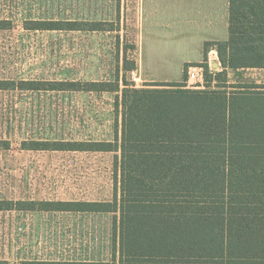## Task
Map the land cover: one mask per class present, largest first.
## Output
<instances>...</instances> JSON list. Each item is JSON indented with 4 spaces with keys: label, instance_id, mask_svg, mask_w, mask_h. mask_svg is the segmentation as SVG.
<instances>
[{
    "label": "trees",
    "instance_id": "16d2710c",
    "mask_svg": "<svg viewBox=\"0 0 264 264\" xmlns=\"http://www.w3.org/2000/svg\"><path fill=\"white\" fill-rule=\"evenodd\" d=\"M101 23L36 19L24 27L94 31L104 30ZM10 25L0 20V29ZM211 49L216 71L207 63ZM192 64L180 82L123 81L120 141L22 142L26 150L119 151V197L111 201L0 199V211L113 213L119 260L114 253L111 261L19 264H264V84L228 80L229 71L264 68V0H229L228 39L205 42L200 64L215 89L186 87ZM8 88L118 92L120 85L0 80V89Z\"/></svg>",
    "mask_w": 264,
    "mask_h": 264
},
{
    "label": "rangeland",
    "instance_id": "374dc122",
    "mask_svg": "<svg viewBox=\"0 0 264 264\" xmlns=\"http://www.w3.org/2000/svg\"><path fill=\"white\" fill-rule=\"evenodd\" d=\"M36 19L100 21L104 30L24 27L25 20ZM0 20L11 23L0 29V80H118L120 85L118 92L0 89V140L8 141V148H0V199L112 200L114 153L26 150L22 142L113 141L120 135L123 81L145 87L143 78L183 79V71L174 75V60L152 61L147 38L140 43V78L135 42L139 0H0ZM216 63L211 64L215 71L219 59ZM177 64L184 70L185 61ZM228 80L262 85L264 68L229 71ZM216 86L213 81L204 88ZM113 221L111 212L0 211V259L8 264L111 261L118 240Z\"/></svg>",
    "mask_w": 264,
    "mask_h": 264
},
{
    "label": "crops",
    "instance_id": "0c3cea01",
    "mask_svg": "<svg viewBox=\"0 0 264 264\" xmlns=\"http://www.w3.org/2000/svg\"><path fill=\"white\" fill-rule=\"evenodd\" d=\"M229 37V0H139V23L136 35V61L138 63L140 78L141 66L140 43L143 46L144 39L147 41L148 51L152 61H175V77L179 75L182 64L178 66V61L186 63H200L204 59V44L207 41H224ZM170 54V57L160 58L158 56ZM202 56V58H201ZM180 57V59L178 58ZM218 65V63H214ZM170 77L171 74L169 75ZM168 79V78H166ZM146 82H157L152 79H145ZM171 81H161L169 82ZM177 80L175 82H180ZM122 120V115L120 116ZM119 133L115 138L120 141L121 121ZM114 138V140H115ZM113 140V141H114ZM102 141V140H95ZM112 141V140H103ZM66 152H91V151H66ZM108 152V151H95ZM111 152V151H109ZM114 153V163L120 157L119 151ZM116 187L115 193L119 197V171L116 167ZM113 196V198H114ZM98 201V200H87ZM111 201V200H109ZM114 215V214H113ZM118 215V214H117ZM117 239L119 240L118 234ZM118 240L116 250L113 251L112 259H116L118 254ZM118 260H116L118 262Z\"/></svg>",
    "mask_w": 264,
    "mask_h": 264
},
{
    "label": "built area",
    "instance_id": "2783aa9c",
    "mask_svg": "<svg viewBox=\"0 0 264 264\" xmlns=\"http://www.w3.org/2000/svg\"><path fill=\"white\" fill-rule=\"evenodd\" d=\"M208 58L207 63L212 69L211 64L212 62L215 63L218 60L217 51L215 49H211L208 51ZM215 61V62H214ZM204 66L200 63L189 65L187 68V80H186V87L191 88H204L205 80H204ZM133 73V72H132ZM133 81L137 82V76L133 73L132 76Z\"/></svg>",
    "mask_w": 264,
    "mask_h": 264
}]
</instances>
